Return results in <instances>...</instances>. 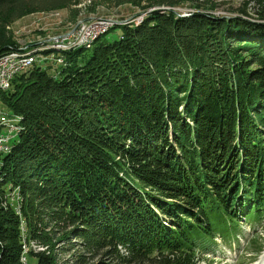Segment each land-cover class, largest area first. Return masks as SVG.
<instances>
[{
    "label": "trees",
    "instance_id": "1",
    "mask_svg": "<svg viewBox=\"0 0 264 264\" xmlns=\"http://www.w3.org/2000/svg\"><path fill=\"white\" fill-rule=\"evenodd\" d=\"M122 1L140 25L0 91L20 118L0 153V264H199L264 221V20ZM76 3L0 0V57L21 50L2 27Z\"/></svg>",
    "mask_w": 264,
    "mask_h": 264
},
{
    "label": "rangeland",
    "instance_id": "2",
    "mask_svg": "<svg viewBox=\"0 0 264 264\" xmlns=\"http://www.w3.org/2000/svg\"><path fill=\"white\" fill-rule=\"evenodd\" d=\"M117 1L119 0H77V3L69 9L25 16L8 26L2 27V32H5V36L12 39L20 47L19 49H28V47L33 46L28 51L38 55L36 67L52 72L56 68L65 66V60L61 55L68 51L44 50L42 46L48 45L46 43L50 42V39H64L81 23L111 22L114 25L110 32L108 30L105 34L109 32L106 39L114 41L120 34V26L133 21L132 24L135 28L143 22L145 13H141L139 8L126 1L117 5ZM146 5V2L142 3V6ZM195 6H200L199 9L207 14L224 19L237 18L241 16L242 12H245L247 17L244 18H248L252 22L259 23L264 20V0H197L176 9V11L181 13L180 17H187L196 10ZM115 25L118 26L114 28ZM102 36L103 34L100 35V37ZM40 49L43 51H39ZM78 49L88 50L85 47ZM44 52L51 53L44 54ZM49 57H52V60L44 59ZM57 60H61L63 64L58 65ZM0 110L2 113L7 112L2 105H0ZM3 134H5L4 131H2ZM9 196L12 202H16L18 191L12 190ZM249 228V226L242 227L244 234L242 237H238V244L233 241H221L219 237H216L215 245L207 244L205 249L199 252V264H264V221L254 230ZM253 245L259 248V252H256ZM30 248L38 250L35 245H30ZM67 258L69 256H64L62 260ZM29 264H36V260L32 259Z\"/></svg>",
    "mask_w": 264,
    "mask_h": 264
},
{
    "label": "bare ground",
    "instance_id": "3",
    "mask_svg": "<svg viewBox=\"0 0 264 264\" xmlns=\"http://www.w3.org/2000/svg\"><path fill=\"white\" fill-rule=\"evenodd\" d=\"M113 25H114V23L112 24L111 22H101V29L90 34V36H88V38L86 40V43L75 42L70 46H62V47L43 45L44 46L43 49L44 50H47V49L62 50V51L70 50V49L75 48V47H85V48L90 49L91 45L94 44V42L97 40V38L100 37V35H102V34L104 35L109 29H111L113 27ZM81 28L82 29H89L90 24L81 23L76 30H80ZM66 38L67 37H65L64 39H66ZM43 49H40V51H43ZM12 61H16L17 63H25V64L22 66L21 70H19V68H11V70L9 71V75H4L3 81H0V91L1 92H4L8 88L9 84L17 76H19L21 74H26L32 70L33 66L37 62V55H35V52L34 53L25 52V50L21 49L20 51L10 52V53L0 57V64L11 63ZM57 62L59 63L58 65L62 64L61 60H57ZM19 121H20V118H18V117H13V116H10V115L5 114V113H0V123L5 128V130L7 132H8V130H10L16 135L20 131ZM15 135H13V137ZM10 140L11 139L0 140V153H6L8 151V148H9L8 146H9ZM26 252H27V249H26V247H24V254ZM23 259L24 258H22V262H25V261H23Z\"/></svg>",
    "mask_w": 264,
    "mask_h": 264
},
{
    "label": "built area",
    "instance_id": "4",
    "mask_svg": "<svg viewBox=\"0 0 264 264\" xmlns=\"http://www.w3.org/2000/svg\"><path fill=\"white\" fill-rule=\"evenodd\" d=\"M101 29V23L98 24H91L89 29H80V30H72L66 39H50V42L46 43L48 46H55V47H62V46H70L75 42H83L86 43V40L90 34L94 33L95 31ZM22 50H30L28 49H22ZM59 57V56H57ZM46 60H52V57L44 58ZM25 63H17L16 61H12L11 63H3L0 64V81H3L4 75H9V71L11 68H19V70L22 69V66ZM13 135H15L12 131L8 130L7 133L0 136V140H8L13 139ZM25 261V258L23 259Z\"/></svg>",
    "mask_w": 264,
    "mask_h": 264
},
{
    "label": "water",
    "instance_id": "5",
    "mask_svg": "<svg viewBox=\"0 0 264 264\" xmlns=\"http://www.w3.org/2000/svg\"><path fill=\"white\" fill-rule=\"evenodd\" d=\"M161 9H164V10H167V9H165V8H161ZM152 10H149L148 12H151Z\"/></svg>",
    "mask_w": 264,
    "mask_h": 264
}]
</instances>
